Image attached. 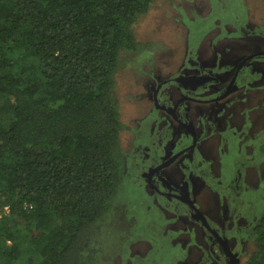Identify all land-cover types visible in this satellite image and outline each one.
<instances>
[{
	"label": "trees",
	"instance_id": "obj_1",
	"mask_svg": "<svg viewBox=\"0 0 264 264\" xmlns=\"http://www.w3.org/2000/svg\"><path fill=\"white\" fill-rule=\"evenodd\" d=\"M153 2L0 0V264H95L125 171L115 74ZM252 237L241 264H264V212Z\"/></svg>",
	"mask_w": 264,
	"mask_h": 264
},
{
	"label": "flooded vegetation",
	"instance_id": "obj_2",
	"mask_svg": "<svg viewBox=\"0 0 264 264\" xmlns=\"http://www.w3.org/2000/svg\"><path fill=\"white\" fill-rule=\"evenodd\" d=\"M254 33L246 37L255 42L245 45L249 53H238L241 46L236 49L229 43L224 45L227 50L200 44L195 58L184 60L172 72H161V77L148 79L155 68L150 72L144 63L145 72L139 71L151 108L131 128L125 171H132L130 179L163 213V237L176 246L172 264H241L253 250L249 252L248 244L264 212L260 210L264 189L251 174L257 168L249 175L238 170L224 178L210 157L237 141V157L245 164H251V155L264 154V144L261 154L253 142H244L245 133H256L263 123L249 128L253 117L240 112L246 100L253 101L250 97L264 89V37ZM202 161L208 163L204 170ZM217 163L221 172L227 161ZM218 185L231 188V193L218 190ZM248 193L255 194L259 204L253 216L243 210L255 205ZM116 255L118 264H139L130 261L131 256L122 260Z\"/></svg>",
	"mask_w": 264,
	"mask_h": 264
},
{
	"label": "rangeland",
	"instance_id": "obj_3",
	"mask_svg": "<svg viewBox=\"0 0 264 264\" xmlns=\"http://www.w3.org/2000/svg\"><path fill=\"white\" fill-rule=\"evenodd\" d=\"M132 30L137 47L127 52L128 61L123 62L115 74V96L123 124L120 144L124 153L132 138V126L137 127L138 120L151 108L147 87L142 74L139 75V71L145 72L142 63L148 71L155 68L148 77L150 79L153 76L161 77V72H172L184 60L195 58L194 51L200 44L205 48L208 44H216L218 49L227 50L228 47L224 45L229 43L235 45L236 49L241 46L238 53H249L245 45L250 42L253 46L255 42L246 38L247 35L255 32L254 35L264 37V0H154L149 11L133 23ZM148 56H153V60ZM258 95L250 97L253 101L248 99L242 102L240 106L244 105L240 112L253 117L249 121V128L263 123L261 126L264 129V89ZM256 104H259L257 108L253 107ZM262 129L258 126L256 133H245L244 142H253L257 152H260V145L264 144ZM238 145L237 141V144L232 142L228 146L230 149L219 152L216 149L218 155L210 157L216 173L227 178L238 170L249 175L257 168L251 174L256 175L255 184H261L263 190L264 154L251 155V164L250 161L245 164L237 157ZM217 160L227 161L221 165V172L217 170ZM204 165L208 163L202 161L200 170L205 169ZM131 174V170L124 171L114 205L91 244L97 249L95 264H118L116 254L121 255L122 260L131 256L129 260L135 259L139 264H172L176 246L163 237L164 215L148 202L143 188L130 179ZM217 187L218 190L225 188L222 185ZM224 190L231 193V188ZM247 199H252L255 205L250 203L248 207L243 206V210L253 216L259 204L253 193H248ZM263 209L262 200L260 210L263 212ZM253 248L251 240L249 252Z\"/></svg>",
	"mask_w": 264,
	"mask_h": 264
},
{
	"label": "built area",
	"instance_id": "obj_4",
	"mask_svg": "<svg viewBox=\"0 0 264 264\" xmlns=\"http://www.w3.org/2000/svg\"><path fill=\"white\" fill-rule=\"evenodd\" d=\"M10 212V206L8 204L0 206V223L2 219L7 216Z\"/></svg>",
	"mask_w": 264,
	"mask_h": 264
}]
</instances>
